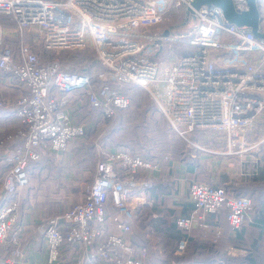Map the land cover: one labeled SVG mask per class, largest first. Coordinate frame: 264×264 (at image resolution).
<instances>
[{"label":"built area","instance_id":"1","mask_svg":"<svg viewBox=\"0 0 264 264\" xmlns=\"http://www.w3.org/2000/svg\"><path fill=\"white\" fill-rule=\"evenodd\" d=\"M192 1L0 0V14L14 21L17 39L7 43L11 34L0 23V70L17 89L14 99L0 97V106L14 107L17 123L0 138L5 165L0 172V264H25L17 224L22 195L34 189L29 165L64 155L91 125L113 121L130 104L122 91L127 86L147 93L192 156L201 151L227 156L241 168L251 164L241 177L257 174L264 150V39L228 22L220 7L203 4L193 9L195 22L188 33L165 38L177 44L174 49L161 53L157 46L145 47V40L162 37L141 30L162 23L171 8L186 10ZM232 2L238 12L248 8L246 0ZM256 5L264 33V0ZM81 48L95 55L87 71L64 67L58 59L43 61L38 52ZM159 169V159L124 147L105 148L81 199L38 223L47 264H66L61 256L70 246L78 255L73 264H146L147 250L131 242L128 233L135 209L144 202L141 194L150 187L149 174ZM189 200L191 212L174 221L187 235L196 225L207 226V214L222 209L233 230L252 221L251 199L229 196L225 186L193 180ZM186 252L184 238L174 253Z\"/></svg>","mask_w":264,"mask_h":264},{"label":"crops","instance_id":"2","mask_svg":"<svg viewBox=\"0 0 264 264\" xmlns=\"http://www.w3.org/2000/svg\"><path fill=\"white\" fill-rule=\"evenodd\" d=\"M9 18L11 21L8 19L6 21L8 24L3 25L11 34L6 37V42L16 44L17 39L12 36L15 23L11 17ZM16 95L17 89L11 79L0 70V97L14 99ZM16 125L14 107L0 106V138ZM178 140L181 142V139ZM71 148L69 150L73 151L74 148ZM188 148L186 146V149L180 152L176 150L175 155L151 157L159 159L160 169L153 170L149 174L150 187L144 189L141 194L144 202L135 209L136 215L131 221V225L135 227L132 226L128 233L129 240L147 250L146 264H174V260H178L179 256L174 253V249L183 237L181 234L183 230L181 231L174 221L177 217L191 212L189 185L193 180H197L211 185L225 186L229 196L249 197L252 204L248 216L252 217V221L245 220L239 230H233L226 220L223 209L214 214H207L206 227L196 225L189 235L186 234L187 252L190 251V257L185 256L186 261L183 260L178 264H264V239L260 235V227L264 224V150L257 174L241 177L242 169L249 171L252 168L250 163H247L245 168H241L236 159L202 151L192 156ZM38 162L29 165L30 175ZM50 164L46 165L47 168L45 166V171ZM4 166L0 158V172L4 171ZM62 173L54 170H50V173L46 172V175H49L46 184L54 183L56 188L53 190L40 192L34 187L33 192L22 195L17 226L21 229V248L24 252L20 261L25 264H47L45 241L37 227L38 223L41 219L64 212L71 205L67 204L66 199L61 195L67 190L63 185L73 184L74 178H66L64 172ZM77 175L81 176L80 173ZM35 178L36 175L33 173L32 181L38 182ZM91 182L92 177L89 185ZM31 183L34 185L33 182ZM67 187L71 190L70 186ZM110 212H113L111 208ZM108 227L114 231L113 224L109 223ZM2 256L3 251L0 250V257ZM77 257L74 247L70 246L64 249L61 259L63 263L73 264ZM84 264H98V262L87 260Z\"/></svg>","mask_w":264,"mask_h":264},{"label":"rangeland","instance_id":"3","mask_svg":"<svg viewBox=\"0 0 264 264\" xmlns=\"http://www.w3.org/2000/svg\"><path fill=\"white\" fill-rule=\"evenodd\" d=\"M194 22L195 15L179 6L171 8L162 23L143 29L140 33L145 36L150 35V37L161 36L162 39L145 40V47L154 48L157 46L161 53H165L174 49L177 45L166 41L165 38L169 35L188 33ZM73 54H78L81 60L87 59V62L95 57L90 48H81L60 50L58 52L43 51L41 59L43 61L49 59L67 60L66 56L72 57ZM87 62L83 60L80 64L84 65ZM68 64L71 65L73 62L69 61ZM127 93L131 99L130 104L126 109L120 111L113 121L104 122L101 120L96 126L91 125L85 138L68 145V148H74L73 151L69 150L64 155L45 156L34 166V170L30 175V182H33L36 191H51L56 188L54 183L49 182L50 184H46L49 176L46 175V172L50 173V170L64 172L66 178H74V183L63 185L67 190L61 197L66 199L67 204H71L75 199L78 200L81 197V191L89 185L97 157L101 158L102 151L105 148L124 147L149 157H161L165 154L175 155L177 154L175 153L176 150L180 152L182 149H186L185 144L181 143L170 132L168 123L157 112L155 104L144 90L132 87L127 89ZM49 164L48 170L45 171V166ZM78 172L81 176L77 175ZM33 173H35V179L38 182L32 181ZM67 186H70L71 190ZM180 260L181 258L178 257V262L175 259L174 264L179 263Z\"/></svg>","mask_w":264,"mask_h":264},{"label":"water","instance_id":"4","mask_svg":"<svg viewBox=\"0 0 264 264\" xmlns=\"http://www.w3.org/2000/svg\"><path fill=\"white\" fill-rule=\"evenodd\" d=\"M246 1L248 8L242 12L235 10L232 0H193L190 3L191 7H187L186 10L193 13V9H197L203 4L218 6L222 9L228 22L237 26H247L256 37L264 39V33L259 30V13L256 0Z\"/></svg>","mask_w":264,"mask_h":264},{"label":"trees","instance_id":"5","mask_svg":"<svg viewBox=\"0 0 264 264\" xmlns=\"http://www.w3.org/2000/svg\"><path fill=\"white\" fill-rule=\"evenodd\" d=\"M10 20V18L9 17H7L6 15L4 16L3 14H0V23L1 24H8V23H6V21L7 20ZM11 21V20H10ZM43 51H48V50H44V49H38V52L40 53V56H41V54H42V52ZM64 56H66V55H64ZM95 56V55H94ZM85 58V57H84ZM66 59L67 60H59L58 59V61L64 66V67H66V66H70V67H72L73 69H76V70H78V69H81V70H88L89 69V67H90V64L95 60V57H94V59H90L88 62H87V59H83L85 62H87V63H85L84 65H81L80 63L81 62H83V60H81V57H79L78 56V54H73V56L71 57V56H66ZM50 60V59H49ZM44 61H46V60H44ZM69 61H71V62H73V64H71V65H69L68 64V62ZM132 87H134V86H127V87H125V88H123L122 89V91H123V93L124 94H126V95H128L129 96V94L127 93V89H130V88H132ZM136 88V87H135ZM146 95H147V93H146ZM120 111H122V110H120ZM120 111H118L117 112V114L120 112ZM117 114H116V116H117ZM87 134H88V132H87ZM87 134H86V136H87ZM85 136V137H86ZM84 137V138H85ZM135 215H136V213H135ZM263 226V224L261 225V227ZM261 227H260V235H261ZM182 231V230H181ZM181 233V232H180ZM182 235H183V237L182 238H180V239H183V238H185V236H186V233L184 232V231H182V233H181ZM191 236V235H190ZM190 236H189V238H190ZM261 237H262V235H261ZM262 239H264L263 237H262ZM180 241V240H179ZM188 243V242H187ZM190 257V251H188L187 252V254H185L184 256H178L179 258H181V260H180V262H182L183 260H184V257ZM184 261H186V260H184ZM177 262H178V260H177ZM179 262V263H180ZM98 264H100V263H98ZM155 264H159V263H155ZM178 264V263H177Z\"/></svg>","mask_w":264,"mask_h":264}]
</instances>
